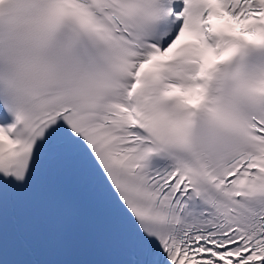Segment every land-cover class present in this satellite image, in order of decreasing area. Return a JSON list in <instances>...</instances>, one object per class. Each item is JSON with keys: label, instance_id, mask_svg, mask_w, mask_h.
Returning a JSON list of instances; mask_svg holds the SVG:
<instances>
[{"label": "snow or ice", "instance_id": "1", "mask_svg": "<svg viewBox=\"0 0 264 264\" xmlns=\"http://www.w3.org/2000/svg\"><path fill=\"white\" fill-rule=\"evenodd\" d=\"M66 171L115 264H264V0H0V204Z\"/></svg>", "mask_w": 264, "mask_h": 264}]
</instances>
